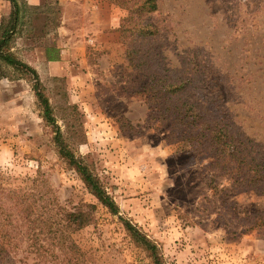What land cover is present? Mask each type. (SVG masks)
<instances>
[{"label": "rangeland", "instance_id": "1", "mask_svg": "<svg viewBox=\"0 0 264 264\" xmlns=\"http://www.w3.org/2000/svg\"><path fill=\"white\" fill-rule=\"evenodd\" d=\"M15 2L11 51L38 72L66 143L98 176L119 215L59 155L28 75L3 62L0 187L29 188L38 176L69 210L95 204L93 221L72 235L87 264H152L118 216L157 245L162 264H264V226L251 228L249 218L263 207L261 198L238 190L213 165L206 144L171 141L147 121V105L135 96L146 71L129 63V38L120 27L127 9L116 0ZM156 2L146 19L157 34L142 48H157L172 68L185 57L200 64L205 102L258 143L264 160V0ZM100 3L114 24L93 28L90 10ZM12 9L10 0H0V23ZM19 257L5 264H24Z\"/></svg>", "mask_w": 264, "mask_h": 264}, {"label": "trees", "instance_id": "2", "mask_svg": "<svg viewBox=\"0 0 264 264\" xmlns=\"http://www.w3.org/2000/svg\"><path fill=\"white\" fill-rule=\"evenodd\" d=\"M13 8L0 23V62L17 68L28 75L42 108V117L53 126V142L67 165L78 174L89 193L111 214L119 215L118 205L108 194L96 174L71 151L64 135L55 123L53 109L34 67L20 60L11 51L13 30L18 20L19 7ZM127 9L121 30L126 42V56L131 65L146 71L147 82L135 96L147 105V121L166 130L169 140L189 145L206 144L213 165L238 190L251 192L264 203V160L260 145L230 120L216 105L206 103V78L200 64L183 58L179 68L162 61L157 48L146 46L157 34V28L146 17L154 12L156 0H116ZM135 15V17H134ZM127 25H124L125 23ZM140 41V42H139ZM144 45V44H143ZM79 121V112L73 104L68 106ZM78 117V118H77ZM36 176L29 188H17L0 196V264L9 262L10 256L22 257L17 261L27 264H87L85 255L72 235L94 219L95 204L84 203L69 210L58 202L49 185ZM131 238L152 258V264H162L157 245L140 229L118 216ZM251 228L264 226V205L249 215Z\"/></svg>", "mask_w": 264, "mask_h": 264}, {"label": "crops", "instance_id": "3", "mask_svg": "<svg viewBox=\"0 0 264 264\" xmlns=\"http://www.w3.org/2000/svg\"><path fill=\"white\" fill-rule=\"evenodd\" d=\"M31 3H38L40 0H30ZM109 7L105 6L103 3L99 5H93V10H90V19L89 23L93 28H104L109 27L111 24H114V20L110 19V16H102L101 13H104L105 10L108 11ZM111 20V23L109 22ZM93 22V23H92ZM71 32V31H70ZM76 41V40H74Z\"/></svg>", "mask_w": 264, "mask_h": 264}]
</instances>
